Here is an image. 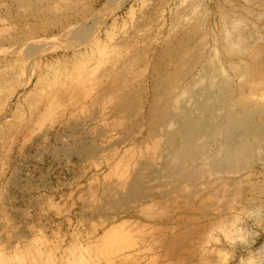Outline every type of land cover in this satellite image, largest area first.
I'll return each instance as SVG.
<instances>
[{
    "label": "rangeland",
    "instance_id": "obj_1",
    "mask_svg": "<svg viewBox=\"0 0 264 264\" xmlns=\"http://www.w3.org/2000/svg\"><path fill=\"white\" fill-rule=\"evenodd\" d=\"M0 264H264V0H0Z\"/></svg>",
    "mask_w": 264,
    "mask_h": 264
},
{
    "label": "bare ground",
    "instance_id": "obj_2",
    "mask_svg": "<svg viewBox=\"0 0 264 264\" xmlns=\"http://www.w3.org/2000/svg\"><path fill=\"white\" fill-rule=\"evenodd\" d=\"M194 9H195V8H194ZM79 29H80V28H79ZM80 31H81V30H80ZM82 31H83V30H82ZM237 35H238V34H237ZM237 35H236L235 40L233 39V41H234L233 43H234V44H241V43H243V44L241 45L242 47H241V46H240V47H241V49H245V48H246V47H245L246 45H244V43L246 42V41H245L246 37H243V36H240V35L237 36ZM241 35H242V34H241ZM84 36H85V35H84ZM84 39H85V38H84ZM94 39H95V38H94ZM94 39H93V40H94ZM82 40H83V39H82ZM93 40H92V41H93ZM95 40H96V39H95ZM95 40H94V41H95ZM94 41H93V42H94ZM93 42H89V41L87 42V41H86V43H93ZM95 42H96V41H95ZM229 42H230V41H229ZM231 43H232V41H231ZM246 43H247V42H246ZM83 45H84V44H83ZM91 45H92V44H91ZM232 45H233V44H232ZM87 46H90V44H88ZM93 46H94V45H93ZM248 46H249V45H248ZM248 46H247V47H248ZM85 47H86V46H85ZM215 51H216V50H215ZM216 55H217V54H216ZM224 76H225V75H224ZM261 81H262V80H261ZM242 83H243V82H242ZM261 84L263 85V83H261ZM250 85H251V84H250ZM259 85H260V84H259ZM257 94H258V93H257ZM255 96H256V95L253 96L254 98H252V101H253V103H254L255 105H257V103L260 102V99H259L257 96H256V97H255ZM251 129H252V128H251Z\"/></svg>",
    "mask_w": 264,
    "mask_h": 264
}]
</instances>
